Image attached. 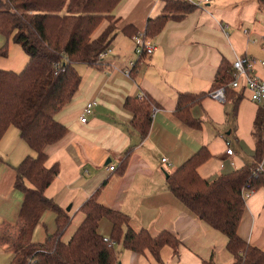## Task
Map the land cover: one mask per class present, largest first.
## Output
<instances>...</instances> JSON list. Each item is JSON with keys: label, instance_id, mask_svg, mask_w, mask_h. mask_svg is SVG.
I'll return each instance as SVG.
<instances>
[{"label": "crops", "instance_id": "0c3cea01", "mask_svg": "<svg viewBox=\"0 0 264 264\" xmlns=\"http://www.w3.org/2000/svg\"><path fill=\"white\" fill-rule=\"evenodd\" d=\"M189 1L192 11H172L173 16L168 17L163 28L147 36L149 19L166 11V1L121 0L117 4L113 13L119 18L120 28L99 64L77 63L80 88L73 101L56 115L68 132L46 147L47 164H59V172L45 193L65 209L72 205L69 213L73 221L64 240L68 241L82 223L81 207L96 192L101 204L128 215L133 229H145L153 236L166 230L180 240L177 255L171 246L164 245L161 261L157 262L150 251L142 254L125 248L121 235L114 247L122 264L234 261L227 236L192 215L171 192L167 178L206 145L211 157L198 168L204 178L214 179L253 162L254 121L262 111L243 87L234 91L240 96L236 106L235 99H216L211 90L216 86L222 62L233 66L235 60L243 58L251 61L256 73L263 74L264 65L260 62L264 58V8L259 0ZM128 23L135 26L134 34L123 31ZM106 27L104 20L95 36ZM136 36H144L156 49L140 56L135 51ZM181 93H205L201 101L189 108L193 120L200 125L185 122L177 112ZM145 97L151 99L152 120L143 136L132 122L135 114L126 102L128 98L141 101ZM92 101L96 104L83 123L84 107ZM232 113L245 114L246 123L252 120L254 144L236 132L240 135L234 139L238 145L233 148L229 139L234 153L227 154L222 151L224 145L228 147V138L222 133L229 128L227 134L233 132ZM28 155L34 156L36 152L21 131L10 126L0 140V225L18 222L24 193L15 186L16 167ZM110 165L115 170H110ZM41 220L33 231L36 242H44L47 234L57 228L53 211L46 210ZM238 230L246 241L264 250L263 191H255L246 199ZM99 232L111 237L112 222L108 218L101 220ZM12 259L13 253L0 244V264H9Z\"/></svg>", "mask_w": 264, "mask_h": 264}, {"label": "trees", "instance_id": "16d2710c", "mask_svg": "<svg viewBox=\"0 0 264 264\" xmlns=\"http://www.w3.org/2000/svg\"><path fill=\"white\" fill-rule=\"evenodd\" d=\"M120 1L0 0V32L8 38L13 36L30 57L20 72L0 68V140L14 125L36 152L16 167L15 186L24 193L18 222L0 225V244L13 253L9 264H118L114 244L99 232L104 217L112 222L109 239L116 242L123 235L125 248L133 252L150 251L157 262L161 261L164 245L171 246L175 255L179 252L180 240L176 235L164 230L153 236L145 229H133L128 215L101 204L97 192L83 203L84 220L66 241L63 237L72 224V216L45 193V188L59 172V164H47L46 147L68 132L56 115L73 101L80 88L77 63L99 64L109 49L120 28L119 18L113 13ZM165 1L166 11L149 19L145 36L157 34L172 11L187 14L193 9L189 0ZM259 4L264 8V0H259ZM104 20L107 27L95 36ZM114 20L116 22L110 25ZM123 31L134 34L135 26L128 23ZM7 53L6 46L0 48V56ZM234 72L235 66L222 62L216 86L211 91L224 86L226 100L235 99L236 106L240 96L234 91L238 89L230 86ZM204 96L205 93L178 96L176 110L185 122L200 125L193 120L189 108ZM126 106L135 114L132 122L146 136L152 120L151 99L128 98ZM263 118V113L259 112L254 121L256 151L250 165L214 179L204 178L198 168L211 157L206 145L167 178L171 192L192 215L227 236L232 264H264V250L246 241L238 230L246 206L243 190L264 193V170H256L264 156ZM46 210L56 214L57 228L54 233L47 234L44 242H36L33 231ZM208 264L216 262L212 260Z\"/></svg>", "mask_w": 264, "mask_h": 264}, {"label": "built area", "instance_id": "2783aa9c", "mask_svg": "<svg viewBox=\"0 0 264 264\" xmlns=\"http://www.w3.org/2000/svg\"><path fill=\"white\" fill-rule=\"evenodd\" d=\"M134 39L136 41L135 51L140 56H143L144 54H151L156 49L155 45L148 43L144 36H136ZM260 63L261 65H264V58ZM233 66H235V72L233 79L231 80L232 81L230 84L231 87L236 89H241L243 87L245 91H247L248 95H250L252 101H254L258 105L264 117V72L262 75L256 73L254 66H252L251 61L245 60L243 58H238L237 60H235ZM211 95L214 96L216 99L225 100L226 99L225 87L222 86L219 87L218 89L213 90ZM95 104H96L95 101L86 103V106L84 107L82 113L83 116H81V122L86 123L88 121V114H90L93 111ZM263 125H264V121H263ZM263 140H264V127H263ZM227 145L228 147L226 149V153L233 154L234 151L231 146L230 140H227ZM163 160L166 161L167 158H164ZM109 169L115 170V166L110 165ZM256 170L258 171L264 170V156ZM253 192L254 189L252 190L244 189L243 195L247 199L252 195ZM105 240L109 241V243L111 242L112 244H115V242L114 241L112 242L108 237H105Z\"/></svg>", "mask_w": 264, "mask_h": 264}, {"label": "rangeland", "instance_id": "374dc122", "mask_svg": "<svg viewBox=\"0 0 264 264\" xmlns=\"http://www.w3.org/2000/svg\"><path fill=\"white\" fill-rule=\"evenodd\" d=\"M114 22H116V20L110 22V25H112ZM105 23L106 22H104L102 25L104 26ZM117 24H119L118 21H117ZM100 29H101V27H100ZM4 46L7 47L8 53L6 56H0V68L4 69V70H10L11 69V70L16 71V72H20L21 70H23L30 57H28L27 52L24 51L22 45L18 42H15L13 40V36H10V38H8L7 36H5L4 34H2L0 32V48L4 47ZM244 100L249 101L250 99L244 98ZM232 117H233V122L235 124V128L233 129V132L231 134H227V131L230 129L229 128L227 131L223 132L222 134L224 136H226L228 138V140L230 139L233 141V144H232L233 148H235L236 145H238V142H236L237 140H234L235 135L240 138V135L237 134L236 132H238L242 135H245L246 139L249 138V140H251L254 144L252 132L250 131V129L253 130V125L251 124L252 120L250 119L249 123H246L247 116L245 114H240V115L238 114V116H237V114L232 113ZM236 123H238V125H236ZM209 127L212 128L213 126H209ZM210 132L213 133L211 130H210ZM215 143H216V141H215ZM215 143H214V145H215ZM221 144L218 145L219 148H221ZM224 147H226V145L223 146L222 152L226 151L225 150L226 148H224ZM117 250L118 251L121 250L120 244L117 246Z\"/></svg>", "mask_w": 264, "mask_h": 264}, {"label": "water", "instance_id": "95a60500", "mask_svg": "<svg viewBox=\"0 0 264 264\" xmlns=\"http://www.w3.org/2000/svg\"><path fill=\"white\" fill-rule=\"evenodd\" d=\"M72 209V205L67 208V211H70ZM118 264H122L121 262H118Z\"/></svg>", "mask_w": 264, "mask_h": 264}]
</instances>
